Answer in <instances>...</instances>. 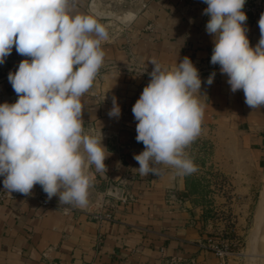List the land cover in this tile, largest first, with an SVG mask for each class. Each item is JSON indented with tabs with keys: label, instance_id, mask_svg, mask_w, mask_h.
I'll return each mask as SVG.
<instances>
[{
	"label": "crops",
	"instance_id": "obj_1",
	"mask_svg": "<svg viewBox=\"0 0 264 264\" xmlns=\"http://www.w3.org/2000/svg\"><path fill=\"white\" fill-rule=\"evenodd\" d=\"M256 1L260 11L249 13L246 21L252 47L259 41L258 21L264 13V0ZM206 7L203 0H73V14L93 15L109 34L101 44L103 65L81 98L85 133L99 136L101 131L111 153L104 161L107 171L86 169L92 183L85 207L60 206L58 197L52 198L55 206H41L23 195L1 200L0 264H219L214 251L204 246L207 239L234 242L228 234L241 227L210 214L223 206L242 219L239 201H246V216L263 190L264 107L249 108L243 91L231 92L220 66L210 63L214 45L206 32ZM185 56L202 81L216 72L210 86L202 83L204 97L197 96L203 107L201 135L213 142L207 164L219 171L227 189L214 194V205L208 204V191L202 197L192 187L194 173L177 175L166 167L161 176L144 178L135 170L139 164L133 156L144 145L135 139L132 107L150 81L139 69L152 71V58L171 69ZM24 59L30 58L13 47L0 65V104L17 101L8 74ZM113 96L121 108L118 119L108 115ZM112 184L121 188L119 197L110 193ZM32 193L46 195L39 184ZM96 212H111L112 218L96 219ZM254 236L246 238V252L264 264V222ZM178 257L183 259L173 260ZM232 264L244 263L234 259Z\"/></svg>",
	"mask_w": 264,
	"mask_h": 264
},
{
	"label": "clouds",
	"instance_id": "obj_2",
	"mask_svg": "<svg viewBox=\"0 0 264 264\" xmlns=\"http://www.w3.org/2000/svg\"><path fill=\"white\" fill-rule=\"evenodd\" d=\"M73 0H0V65L13 47L22 60L8 81L18 99L0 104V176L4 190L31 195L39 184L47 199L59 205L85 207L92 178L86 169L107 171L111 155L103 134L89 135L82 120V96L93 86L103 65L102 42L109 34L93 15L73 14ZM206 32L212 36V65L227 76L231 92L242 90L245 104L264 107V13L258 21L255 47L247 36L246 0H203ZM154 67L132 107L136 141L144 150L134 154L141 177L161 176L165 168L177 175L197 171L186 149L201 134L203 107L197 96L202 83L211 85L216 72L202 81L185 56L168 69L155 58ZM146 71V70H145ZM119 118L115 96L108 112ZM108 153V154H106ZM69 209L65 208V211Z\"/></svg>",
	"mask_w": 264,
	"mask_h": 264
},
{
	"label": "rangeland",
	"instance_id": "obj_3",
	"mask_svg": "<svg viewBox=\"0 0 264 264\" xmlns=\"http://www.w3.org/2000/svg\"><path fill=\"white\" fill-rule=\"evenodd\" d=\"M139 71L146 75V77L150 80V76L148 75V73H150L151 70L147 69L146 67H141ZM190 149L191 150H189L188 155L197 167V171L194 172L196 179L193 180L192 187L194 189H197V192H200L202 197L208 191V204L214 205V200H216L214 194L218 191L223 193V190L227 189L224 187V178L221 179L222 176L219 171L211 167V164H207V158L209 157L213 149V142L209 138L203 137L200 134L198 138L190 145ZM211 178L212 181L209 182V179ZM259 199L260 192L259 195L255 196V204H251V207L249 209V211L251 210V212L247 213L246 216H244L245 211L243 210V204L246 203V201H239V206L242 209L239 212V216H242V219L238 217L237 213H233L229 207L223 206L222 208H218L217 210L212 211L210 214L212 219L218 218L219 220L226 221L225 223H229L231 225H234L235 222H239L238 224L241 227V230H239L240 232L230 231L228 234L230 236V239H233L234 241H229L230 246L234 251H236L235 255L230 256L231 264L234 259H241L244 264H257L256 257H253L250 252L247 253L245 246L247 244L246 238H248V236H251L252 229L255 223L256 210L258 208ZM223 203H225L226 205V202Z\"/></svg>",
	"mask_w": 264,
	"mask_h": 264
},
{
	"label": "built area",
	"instance_id": "obj_4",
	"mask_svg": "<svg viewBox=\"0 0 264 264\" xmlns=\"http://www.w3.org/2000/svg\"><path fill=\"white\" fill-rule=\"evenodd\" d=\"M243 11L246 13L247 18H248L249 13H253V14L259 13L260 4L256 0H250L245 5ZM3 179H4V177H0V201L5 199V198H15V197H18L20 195H23V194L18 193V192L9 193V192L5 191L4 185H3ZM23 196H25V195H23ZM27 197L37 199L41 206L58 205L57 201H55L53 199L48 200L47 195H45V194H34V193H32L31 195H28ZM93 216L96 219L104 220V219L112 218V213L111 212H96V213H93ZM204 246H206L207 248H210L214 251L216 256L219 258V264H231L230 256L236 254V251H234L231 248L228 239L223 238V237L220 238V237L211 236L207 239ZM182 259H183L182 257H178L177 259H173V260L180 261ZM84 264H91V263H84Z\"/></svg>",
	"mask_w": 264,
	"mask_h": 264
},
{
	"label": "bare ground",
	"instance_id": "obj_5",
	"mask_svg": "<svg viewBox=\"0 0 264 264\" xmlns=\"http://www.w3.org/2000/svg\"><path fill=\"white\" fill-rule=\"evenodd\" d=\"M256 221H257V231L262 227V224L264 222V189L262 190L258 208L256 211Z\"/></svg>",
	"mask_w": 264,
	"mask_h": 264
},
{
	"label": "water",
	"instance_id": "obj_6",
	"mask_svg": "<svg viewBox=\"0 0 264 264\" xmlns=\"http://www.w3.org/2000/svg\"><path fill=\"white\" fill-rule=\"evenodd\" d=\"M264 189V188H263ZM112 195H114V196H116V197H119L120 196V194H121V188L120 187H118V186H116L115 184H112V186H111V192H110ZM261 193H262V191H261ZM261 193H260V196H261ZM260 200V199H259ZM256 227H257V221H256V218H255V223H254V226H253V229H252V234H254L255 233V236L254 237H256L257 236V233H259V231H260V229L257 231V229H256ZM255 239H253V241H254ZM253 264V263H252Z\"/></svg>",
	"mask_w": 264,
	"mask_h": 264
}]
</instances>
